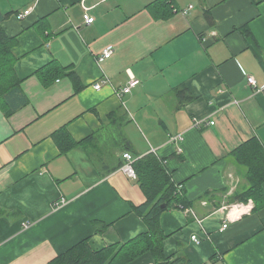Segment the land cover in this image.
Returning a JSON list of instances; mask_svg holds the SVG:
<instances>
[{"label": "crops", "instance_id": "obj_1", "mask_svg": "<svg viewBox=\"0 0 264 264\" xmlns=\"http://www.w3.org/2000/svg\"><path fill=\"white\" fill-rule=\"evenodd\" d=\"M0 14L22 80L21 104L10 116L0 107V264H48L85 239L98 251L147 233L135 211L146 195L121 171L127 152L164 161L191 203L161 215L167 256L264 264V196L233 202L249 188L233 154L252 139L264 147V93L246 78L264 85V0H0ZM49 65L58 78L39 74ZM129 71L140 84L120 98ZM63 128L67 153L54 137Z\"/></svg>", "mask_w": 264, "mask_h": 264}, {"label": "trees", "instance_id": "obj_2", "mask_svg": "<svg viewBox=\"0 0 264 264\" xmlns=\"http://www.w3.org/2000/svg\"><path fill=\"white\" fill-rule=\"evenodd\" d=\"M158 7L161 8L159 5ZM10 14H0V107L10 116L21 103H15L13 98L20 88L22 80L17 76V58L13 53L15 39L8 36L2 27V21ZM60 70L55 65L43 68L39 74L46 77L53 75L58 78ZM8 108V109H7ZM15 108V109H14ZM63 153H67L72 142H68L66 128L60 129L54 135ZM236 160L247 169L249 188L241 195L235 196L233 202L256 201L264 196V147L256 139L244 143L233 154ZM136 169L138 182L145 195L146 202L135 208L136 213L143 218L148 232L124 244L110 245L102 250H94L89 239H85L73 246L64 254L58 256L48 264H131L147 253L153 255V264H193L185 254L167 256L164 243L167 235L161 226V215L172 207L188 208L191 203L180 194L165 162L150 154L138 159ZM181 195V196H180ZM257 204V203H256ZM263 205L257 204L260 209ZM97 232H104L109 225L94 222Z\"/></svg>", "mask_w": 264, "mask_h": 264}, {"label": "built area", "instance_id": "obj_3", "mask_svg": "<svg viewBox=\"0 0 264 264\" xmlns=\"http://www.w3.org/2000/svg\"><path fill=\"white\" fill-rule=\"evenodd\" d=\"M29 13H30V10H27L24 13L20 14L19 18L22 19L26 17ZM84 20L87 24H93L95 22V18L90 16L89 14H85ZM113 55H114V47L109 46L103 51L102 55L97 57V61L98 63L101 64L102 62L110 59ZM129 75H130V81L128 85L116 90V95H118L120 98L130 94L133 91V89L136 88L140 84V81L131 73V71H129ZM246 78H247L248 85L251 86L257 93H264V85H260L258 81L250 75H247ZM103 84H108V80L100 81L99 83L94 85V88L96 90H100ZM200 123L201 121H198V120L195 121L196 126H200ZM209 124L214 125V122L210 121ZM182 140H183L182 135H177L171 138V142H180ZM124 160H125V163L121 167V171L129 178L137 180L138 176H137L136 169L134 168V164L138 159H136L132 154L127 152L124 154ZM66 203H67V200L62 198L55 203L54 209H59L63 207L64 205H66ZM29 226H30L29 223L24 225L25 228H29ZM228 226H229V223H225L223 225V230L226 229ZM192 240L195 243H200L197 236H193Z\"/></svg>", "mask_w": 264, "mask_h": 264}]
</instances>
